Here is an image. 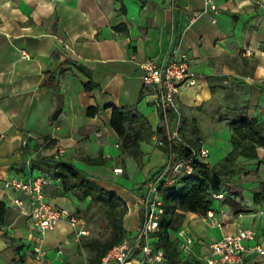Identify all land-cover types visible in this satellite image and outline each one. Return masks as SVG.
<instances>
[{"label":"crops","instance_id":"obj_1","mask_svg":"<svg viewBox=\"0 0 264 264\" xmlns=\"http://www.w3.org/2000/svg\"><path fill=\"white\" fill-rule=\"evenodd\" d=\"M195 12L200 16L193 21ZM177 46L190 58L196 78L194 86L176 97L182 118L179 123L173 118L170 130L181 136L188 133V123L200 125L204 115L199 112L214 111L212 101L218 96L221 107L215 109L232 112L227 87L239 93L232 101L244 105L245 117L264 121V0H0V264H41L44 259L33 252V221L12 205L19 198L30 209V196L5 190L3 184L30 174L48 177L57 160L94 181L111 177L101 187L125 202L123 226L135 243L142 198L137 188L166 162L155 144L163 118L142 84L139 64L166 62ZM90 81L95 87L86 94L84 85ZM91 107L98 109L94 116L87 113ZM112 108L132 111L152 128V137L140 143V166L128 157L121 162L120 141L110 128ZM212 134L205 142L223 137ZM56 146L63 150L58 159ZM231 151L204 163L214 166ZM97 157L104 165L85 161ZM108 162L113 170H122L124 183L116 181ZM234 163L225 189L231 206L219 200L212 218L185 214L179 229L193 240L190 253H180L177 231L169 233L178 264H204L211 244L240 229H253L256 237L250 244L264 249V148L257 149V159L238 157ZM44 194L53 206L73 215L82 204L64 193L59 179L45 186ZM64 223L46 234L44 250ZM249 260L264 264V256L257 254Z\"/></svg>","mask_w":264,"mask_h":264},{"label":"built area","instance_id":"obj_2","mask_svg":"<svg viewBox=\"0 0 264 264\" xmlns=\"http://www.w3.org/2000/svg\"><path fill=\"white\" fill-rule=\"evenodd\" d=\"M209 4V3H208ZM215 10V6H208ZM207 7V8H208ZM206 10H204L205 12ZM200 16L195 12L193 21ZM26 56V54H23ZM142 71L141 80L146 89L153 95L154 107L162 113L164 124L167 127L166 141L156 140L157 147H166V162L158 172L157 176L150 178L145 183L146 192L140 199L141 221L139 231L136 235L135 243L130 242L125 237L118 245L113 247L101 260L100 264H166V257L162 249H156L155 243L158 238L154 235L159 228V220L163 214L162 201L159 196L161 185L176 187L177 181L194 172L193 162L208 157V150L201 147L199 150L192 149L193 158L183 160L177 156V141H181L177 130L169 129V118L181 121V112L176 102V97L185 89L194 86L195 74L191 71V60L186 53L181 52L179 47H174L170 58L166 62H156L146 60L139 64ZM22 145L27 146L24 141ZM57 147L58 159L63 150ZM32 158H28L26 163L29 165ZM116 175H121L122 170L116 168ZM52 179L47 176H33L30 174L26 180L10 179L3 184L8 191H21L28 194L31 198V208L28 209L19 198L12 200L20 214L33 221L37 235L33 252L38 257H43L46 251L45 236L54 230L61 222L68 223L76 231V237L85 236L87 232L77 229L80 221L68 210L53 206L48 197L44 194V187L52 185ZM216 200H226L224 192L215 193ZM264 206V204H263ZM214 211H209L205 217L212 218ZM222 217H225L222 214ZM177 237L180 241L179 251L182 254H189L193 244L192 238L188 233L179 229ZM256 234L253 229H240L235 234L224 233L220 240L210 245L209 255L205 257L204 264H254L249 258L255 254L264 256V249L258 245H251L255 240Z\"/></svg>","mask_w":264,"mask_h":264},{"label":"trees","instance_id":"obj_3","mask_svg":"<svg viewBox=\"0 0 264 264\" xmlns=\"http://www.w3.org/2000/svg\"><path fill=\"white\" fill-rule=\"evenodd\" d=\"M77 67L82 69L80 66ZM86 74L91 77L90 73ZM94 87L95 85L91 81L88 82L84 85L85 93L90 94ZM87 113L89 116H94L98 113V109L91 107ZM160 114L162 116V113ZM172 120L173 116L170 115L169 123ZM232 125L243 131L252 140H244L241 143L230 140L232 151L221 162L212 166L204 162L194 161L193 174L180 178L176 187L161 185L159 188L163 214L159 220V228L154 234L158 238L154 245L156 249L164 251L167 264L179 263L177 245L170 240L169 233L179 230L187 213L205 217L209 211H215L214 206L217 200L213 194L225 192L227 187L224 177H231L235 160L238 157L257 159V148L264 146V121L259 122L257 118L248 119L243 116ZM110 128L120 141L119 157L121 162L123 163L124 158L128 157L140 166L142 158L140 143L148 141L154 134L148 121L130 110L112 108ZM155 134L159 139L166 141V125L163 123L158 127ZM177 145V156L183 160L193 158L191 150H195L194 147L199 150L201 147L199 141H196V145H192L181 140L177 141ZM159 149L166 154V147H159ZM85 161L93 166H102L105 163L102 157L86 159ZM53 167L55 172L50 174L51 177H48L52 180L59 179L65 194L72 195L78 203L88 201V208L99 207L106 214L111 238L104 244L92 243L91 250L94 252V257L88 263L100 264L102 258L126 237L123 219L127 213V206L123 200L96 184L85 173L71 164L56 161ZM157 173H154L151 178ZM225 201H229L231 206L232 202L229 196Z\"/></svg>","mask_w":264,"mask_h":264},{"label":"rangeland","instance_id":"obj_4","mask_svg":"<svg viewBox=\"0 0 264 264\" xmlns=\"http://www.w3.org/2000/svg\"><path fill=\"white\" fill-rule=\"evenodd\" d=\"M226 89L230 92L229 94L232 95V97H227V100L235 104V105L233 104L234 109L232 112L228 110L224 112L220 108L215 109L219 106L221 107L220 97L218 96L217 98H214V100L212 101L213 102L212 106L214 111L205 109L204 111L199 112L202 115H204L199 120L200 125H198L197 121H194L196 124V126L194 127L191 126V123H188L187 124L189 126L188 133H182L181 136L179 135L180 139L183 140V142L196 145V141L199 142L201 141L200 142L201 147H203L204 145L208 149V153H209L208 157L205 160L199 159L198 160L199 162H207V163L216 162L227 152V150L232 148L231 145L232 141L236 143L240 141L241 143L244 142V140H249V141L252 140L243 131L237 129L235 126L232 125L233 123H235L237 119L244 116L245 107L244 105H242L243 107H241V105L238 104L237 101H232L234 96L237 97L239 93L231 91L230 88L228 87ZM190 115L192 114L190 113ZM181 118H182V114H181ZM210 133L218 135L217 137L219 136L221 137L223 135L222 137L223 140L222 138H219L222 141L218 140L215 143L205 142L206 138L209 137ZM224 135L226 136V139H224ZM194 148L195 150H198L197 147ZM258 148H264V146ZM57 161L61 162V160H57ZM234 166H236L235 163ZM107 167L109 168V170L110 167H112L113 175L119 178V179L116 178V181L121 183L125 182L126 178L125 176L123 177V173L120 176L114 174V170L111 162L107 163ZM51 169H54V167H51ZM87 171H91V170L88 169ZM85 174L89 179H91L90 178L91 175L87 173ZM97 178H99L100 180L99 181L95 180L96 182L94 180L93 181L99 186H103V187H106V182H108V179H111L110 176L108 177V179L99 176ZM224 180L225 182H227V177H224ZM144 184H145V180L140 182L139 187L137 188V191L140 196L141 195L143 196L144 193L146 192V188ZM141 186L144 187L143 190L140 189ZM227 194L229 195V193ZM218 201L219 200L215 202V205L218 203ZM87 202L88 201L74 208L75 211L74 216L80 221L79 227H77V229L78 228L83 229L87 232V234L85 236H81L77 238L75 229H73L68 223H64L63 225L59 226L57 230L49 236L48 244L46 247L47 250L45 249L46 251H50V253L56 252L58 253V255L56 256L51 253L50 256L48 257L44 256V259L41 261V264H88L89 261L92 260L94 257V252H92L91 250L92 243L99 242L104 244L109 241V239L111 238V231L110 228L108 227L107 218L104 210L99 207L88 208ZM59 234H62L63 237L62 238L60 236L58 237ZM110 264H114V263L111 262Z\"/></svg>","mask_w":264,"mask_h":264}]
</instances>
